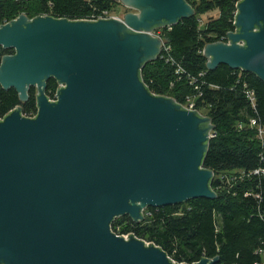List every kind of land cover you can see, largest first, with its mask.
<instances>
[{"label": "water", "instance_id": "water-1", "mask_svg": "<svg viewBox=\"0 0 264 264\" xmlns=\"http://www.w3.org/2000/svg\"><path fill=\"white\" fill-rule=\"evenodd\" d=\"M124 17L25 14L0 25V84L38 110L0 118V264H184L112 230L148 207L217 198L203 166L212 118L153 93L142 70L162 55L155 32L196 14L188 0H120ZM227 41L208 43V69L264 81V0H239ZM56 79V100L46 94ZM203 257L193 264H216Z\"/></svg>", "mask_w": 264, "mask_h": 264}, {"label": "trees", "instance_id": "trees-1", "mask_svg": "<svg viewBox=\"0 0 264 264\" xmlns=\"http://www.w3.org/2000/svg\"><path fill=\"white\" fill-rule=\"evenodd\" d=\"M196 14L179 24L162 29L161 35L170 50L163 49L161 57L148 62L142 76L149 89L156 94L185 103L195 93L190 78H197L202 91L197 108L207 110L217 135L210 140L203 166L215 171L212 188L217 198H196L182 204L148 207L145 219L135 222L122 216L127 226L112 230L121 235L134 234L161 247L177 263L193 264L203 257H218L216 264H264V175H248L264 167V139L248 126L257 118L264 127V81L254 73L219 65L208 69L204 47L211 42L227 41V33L234 30L238 0H188ZM118 0H0V25L21 14L29 18L51 15L58 18L84 19L92 14L110 11ZM214 9L220 16L201 26V15ZM1 53H9L8 49ZM182 70L178 79L177 69ZM203 73V76H199ZM172 85V86H171ZM58 83L48 81L46 93L53 95ZM255 95L254 105L246 91ZM23 110L36 113L34 90ZM15 88L0 84V118L19 104ZM240 124L246 125L243 129ZM245 172L230 188L221 184L220 174ZM227 186V187H226ZM246 193H248L246 195Z\"/></svg>", "mask_w": 264, "mask_h": 264}, {"label": "built area", "instance_id": "built-area-1", "mask_svg": "<svg viewBox=\"0 0 264 264\" xmlns=\"http://www.w3.org/2000/svg\"><path fill=\"white\" fill-rule=\"evenodd\" d=\"M237 3H236V5H237ZM236 11H237V8H236ZM235 14H236V12H235ZM108 17H112V16H110L107 11H103L102 13H99V14H92L91 16H89L87 18H84V19L94 20V19H98V18H108ZM155 34L158 35V36H160L163 39V37L160 34H157V33H155ZM163 41H164V47H163V49H165L166 51H169L170 50V46H168L165 43V40L164 39H163ZM176 75L178 76V79H181V77H182V70L180 68L176 70ZM199 76H203V73H200ZM197 81H198L197 78H190V84H192L194 86L195 93L193 95H188L186 97L185 103H183V105L185 107L189 108V109H198L197 108L198 99L200 97H202V91H201V88H200V86H199V84H198ZM246 95H247L248 99L252 102V104L254 105V103H255V95H254V92L251 91V90H247L246 91ZM51 100H56V98H53ZM199 111L202 114L207 115V114L203 113L201 110H199ZM35 115H36V113L33 114V115H31L30 117L35 116ZM245 126L246 125H244V124H240L239 125V127L241 129H243ZM248 126L251 127V128L256 129L257 130L258 137L261 140L264 139V127L260 124V122L258 121L257 118H251V119H249ZM216 135H217L216 130L215 129L212 130L211 131V139L214 138ZM254 174H256V175H264V167H259V168L255 169V170H253L248 175H254ZM245 175H246V173L242 171V172H240L238 174H220L218 176V178H219L221 184H224V183L230 184L232 182H235L238 178L239 179H242ZM247 194L248 193H246V195ZM127 235H129V234H127ZM127 235H125V236H127Z\"/></svg>", "mask_w": 264, "mask_h": 264}, {"label": "rangeland", "instance_id": "rangeland-1", "mask_svg": "<svg viewBox=\"0 0 264 264\" xmlns=\"http://www.w3.org/2000/svg\"><path fill=\"white\" fill-rule=\"evenodd\" d=\"M118 2L119 3L115 7H113V9L110 11V13H108L110 16L122 18V17H124V15L126 13L133 11L132 9H129V8L125 7L124 5H122L120 0H118ZM219 16H220V10L219 9H214V10H211L209 12L204 13L203 15H201V26L203 27L204 24H206L207 22H209L213 19L218 18ZM155 33L162 35L163 31L161 29V30L156 31ZM202 110H203L202 111L203 113L207 114L206 113L207 110H205V109H202ZM227 185H230V188H231L233 184H227ZM117 221H118L117 229L119 232H121L123 229L126 228L127 221L123 220L122 216L117 217ZM121 235H127V233L126 234L122 233Z\"/></svg>", "mask_w": 264, "mask_h": 264}, {"label": "flooded vegetation", "instance_id": "flooded-vegetation-1", "mask_svg": "<svg viewBox=\"0 0 264 264\" xmlns=\"http://www.w3.org/2000/svg\"><path fill=\"white\" fill-rule=\"evenodd\" d=\"M0 48H3V47H0ZM8 51H9V53L7 52V53H1L2 52V49H0V61H1V58L4 56V55H9V54H13L14 53V49H8ZM52 79V78H51ZM50 80V79H49ZM48 80V81H49ZM48 81H47V85H48ZM58 88V87H57ZM31 90H34V95H35V100H36V108H37V110H38V101H37V93H38V89H37V87H35V86H32V87H30V89H29V91H28V99H26V100H19L20 102H19V104H17L14 108H16V107H21L22 108V110H24V108H25V106L27 105V103L31 100V97H32V92H31ZM47 90V89H46ZM56 91H57V89H56ZM47 94V93H46ZM55 94H56V92H55ZM55 94H53V95H48L49 96V98L50 99H53V98H55ZM37 110H36V113H37Z\"/></svg>", "mask_w": 264, "mask_h": 264}]
</instances>
